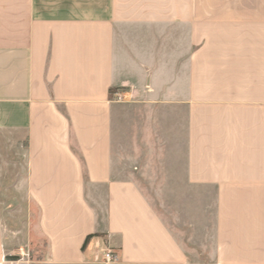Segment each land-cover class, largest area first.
<instances>
[{
	"label": "crops",
	"instance_id": "1",
	"mask_svg": "<svg viewBox=\"0 0 264 264\" xmlns=\"http://www.w3.org/2000/svg\"><path fill=\"white\" fill-rule=\"evenodd\" d=\"M112 89L183 111L215 263L264 264V0H0V260L198 264L122 175Z\"/></svg>",
	"mask_w": 264,
	"mask_h": 264
},
{
	"label": "rangeland",
	"instance_id": "2",
	"mask_svg": "<svg viewBox=\"0 0 264 264\" xmlns=\"http://www.w3.org/2000/svg\"><path fill=\"white\" fill-rule=\"evenodd\" d=\"M118 91L123 99L122 108L114 117L113 148L122 159V175L138 183L156 211L178 234L192 260L216 264L213 194L197 190L186 181L183 111L172 105L163 108L139 101L126 89ZM13 186L0 184L4 216L19 205L28 209L22 198L15 199V189L7 192ZM34 248L23 246L16 252L24 249L31 259L40 254ZM107 249H103V260Z\"/></svg>",
	"mask_w": 264,
	"mask_h": 264
},
{
	"label": "built area",
	"instance_id": "3",
	"mask_svg": "<svg viewBox=\"0 0 264 264\" xmlns=\"http://www.w3.org/2000/svg\"><path fill=\"white\" fill-rule=\"evenodd\" d=\"M114 99L120 101L123 99V94L119 92L118 90L114 92ZM117 259V255L108 248L107 251H105L104 255V261L110 262ZM30 261V253L28 251H25L24 249H21L18 252L15 253H4L2 256V259L0 260V264H25Z\"/></svg>",
	"mask_w": 264,
	"mask_h": 264
},
{
	"label": "trees",
	"instance_id": "4",
	"mask_svg": "<svg viewBox=\"0 0 264 264\" xmlns=\"http://www.w3.org/2000/svg\"><path fill=\"white\" fill-rule=\"evenodd\" d=\"M116 91V89H112L111 92L114 93ZM97 234H91V235H88L85 242H84V245H83V248H85L87 242L90 240V238H92L93 236H95Z\"/></svg>",
	"mask_w": 264,
	"mask_h": 264
}]
</instances>
